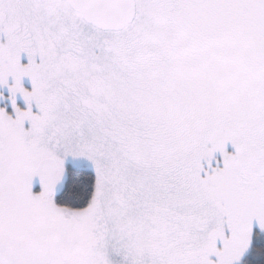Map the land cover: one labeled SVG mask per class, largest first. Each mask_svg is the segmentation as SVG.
Returning <instances> with one entry per match:
<instances>
[{
    "label": "snow or ice",
    "instance_id": "1",
    "mask_svg": "<svg viewBox=\"0 0 264 264\" xmlns=\"http://www.w3.org/2000/svg\"><path fill=\"white\" fill-rule=\"evenodd\" d=\"M0 264H264V0H0Z\"/></svg>",
    "mask_w": 264,
    "mask_h": 264
}]
</instances>
